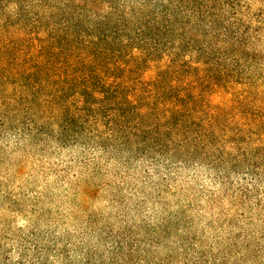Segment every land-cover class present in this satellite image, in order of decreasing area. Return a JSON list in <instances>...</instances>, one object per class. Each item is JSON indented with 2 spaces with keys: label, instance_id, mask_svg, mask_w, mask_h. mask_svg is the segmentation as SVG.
I'll return each mask as SVG.
<instances>
[{
  "label": "trees",
  "instance_id": "16d2710c",
  "mask_svg": "<svg viewBox=\"0 0 264 264\" xmlns=\"http://www.w3.org/2000/svg\"><path fill=\"white\" fill-rule=\"evenodd\" d=\"M246 7L0 0V139L18 142L0 154L22 152L11 171L0 159V264H264V54L228 49L255 43ZM66 147L96 174L89 151L124 167L144 158L155 196L142 191L128 211L130 199L109 191L104 211L86 213L110 188L90 174L72 188L76 229L40 223L36 212L51 221V210L25 205L14 179L29 151ZM195 167L218 187L195 179L186 194L177 183ZM28 212L35 220L16 225Z\"/></svg>",
  "mask_w": 264,
  "mask_h": 264
},
{
  "label": "rangeland",
  "instance_id": "374dc122",
  "mask_svg": "<svg viewBox=\"0 0 264 264\" xmlns=\"http://www.w3.org/2000/svg\"><path fill=\"white\" fill-rule=\"evenodd\" d=\"M248 6L245 11L249 13L248 19L252 18V22L255 25L256 32L253 35V44L248 47H232L229 50L232 51H247L264 54V0H242V5ZM15 137L12 135H5L3 139H0V147L2 145H7L8 148L17 145ZM22 144H20L21 147ZM19 147V148H20ZM42 149H34L29 151L24 158L25 167L21 176L14 179V185L17 187V192L23 197L25 205H29L35 201L38 202L37 207L40 209L51 210L53 214V220H45L47 215H42L38 212L37 216L41 217L43 220L39 221L44 225H49V223L57 225L58 228L65 229H76L78 226V221L81 213L78 211L75 204V198H77L78 192L72 190V188L77 184L86 183V180H90V174L95 176V181L99 184L108 182L110 188L101 187L98 189L96 194L89 198L88 204H85L86 213L96 211H104L105 206H107V195L109 191H117L118 196L130 199L131 203L128 211L130 210L133 199L139 200L141 198L142 191L147 193L155 192L151 186L147 183L148 180L145 178V170L148 169L151 175H154L153 169H149L148 163L144 158H139L133 160L126 167L122 166L117 160H109L107 156L102 154L101 151H89L88 157L95 159L97 161V167H99L100 173L96 174L91 172V166L89 164H83L80 162V154L82 150L79 147H66L65 149H57L54 152L41 151ZM21 151L18 153H1L0 159L5 160L6 163L1 165V170L11 171L12 162L16 160L20 155ZM78 157L72 160L70 157ZM105 166V168H104ZM59 171V169H64ZM244 168H238V171H245ZM59 171L56 173V171ZM208 172L203 167H195L191 169H183L182 174L187 176L186 181H179L178 187L186 190V194L196 187L194 185L195 179L200 181L204 186L208 188H217L211 183L209 176L206 175ZM210 172V171H209ZM237 177L234 176L233 179ZM155 180V177L153 178ZM196 190V189H195ZM106 192V193H105ZM147 200V207L154 208V211L159 210V205L151 200ZM161 200L169 205V207H175V201L173 196L168 194H163ZM153 202V203H152ZM174 204V205H173ZM33 207V206H32ZM133 213V212H132ZM131 213V214H132ZM25 214V213H23ZM34 213H29L27 215L17 216L16 225H23L26 223L33 222L35 220ZM61 215H65L69 218H63ZM31 217V218H30ZM28 221V222H27ZM69 221V222H65ZM38 222V221H37Z\"/></svg>",
  "mask_w": 264,
  "mask_h": 264
}]
</instances>
